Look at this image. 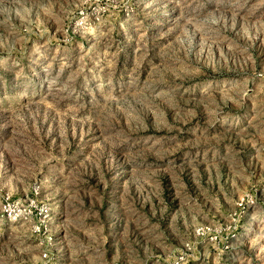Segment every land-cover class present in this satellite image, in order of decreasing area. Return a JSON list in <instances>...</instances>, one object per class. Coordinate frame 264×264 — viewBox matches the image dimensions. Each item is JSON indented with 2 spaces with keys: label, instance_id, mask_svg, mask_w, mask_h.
I'll return each mask as SVG.
<instances>
[{
  "label": "rangeland",
  "instance_id": "374dc122",
  "mask_svg": "<svg viewBox=\"0 0 264 264\" xmlns=\"http://www.w3.org/2000/svg\"><path fill=\"white\" fill-rule=\"evenodd\" d=\"M0 264H264V0H0Z\"/></svg>",
  "mask_w": 264,
  "mask_h": 264
}]
</instances>
